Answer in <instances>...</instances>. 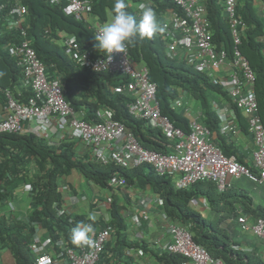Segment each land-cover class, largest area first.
Returning <instances> with one entry per match:
<instances>
[{
	"label": "trees",
	"instance_id": "trees-1",
	"mask_svg": "<svg viewBox=\"0 0 264 264\" xmlns=\"http://www.w3.org/2000/svg\"><path fill=\"white\" fill-rule=\"evenodd\" d=\"M129 1L134 4L148 2L150 5L147 7L153 8L156 15L161 17L167 9L174 8L171 3L162 0H125L126 10L135 17L133 10L128 7ZM201 2L210 21L212 43L216 49L224 50L229 60L237 49L255 74L253 91L264 129V20L256 12L255 0H237V17L245 24L238 45L233 43L221 4L217 0ZM21 3L27 9L22 27L27 33L30 46L44 65L48 80H59L64 97L72 109L80 117L84 115V120L88 122L100 121L95 118L96 110H109L113 120L122 123L125 130L135 136L140 146L149 151L170 153V142L159 129L151 128L145 121L129 115L126 108L130 102L129 95H116L110 90L111 86L122 81L119 76L92 73L69 59L63 48L57 45L61 40L59 34H62L74 36L82 48L97 50L94 47V32L88 25L67 15L64 2L52 5L46 0H21ZM0 6V71L5 73L0 77V93L5 101V93L10 91L17 100L25 102L32 91L23 86L22 70L8 54V49L20 40L19 30L9 28V13L13 5L10 0H0ZM112 6L113 0H93L92 18L101 23L108 22V18L112 17ZM136 18L139 19L140 16ZM127 50L131 61L143 63L147 67L149 80L156 86L155 99L161 114L167 116L175 127L187 133L190 121L184 112L185 105L175 110L170 105L179 99L184 104L188 101L196 103L203 115L201 123L212 135L217 134L223 146V154L231 157L232 151L227 138L220 134V119L213 105L217 100L228 103L235 113L239 129L244 133H248V118L231 102L226 90L213 85L207 74L196 72L184 59H171L167 56L162 33L151 40H136L127 46ZM76 143L73 140H63L50 144L33 133L0 134V264L2 253H9L14 264H35L36 254L31 246L41 228L47 232L50 240L40 246L55 260L60 252L57 242L64 239L68 245H72L71 230L77 223L83 221L94 224V221L82 216L58 213L63 206L60 187L63 184L69 187L65 178L73 171L88 184L102 189H112L108 186V181L113 174L125 178L127 186L137 183L142 187L148 186L161 200L167 221L187 227L193 241L202 246L211 257L226 264H264L257 251L240 249V244L234 241L230 230L221 225V220L214 222L191 207V201L201 196L214 209L220 203L229 206L228 215L237 217L240 204L246 203L248 199L247 191L234 193L226 189L218 192L210 181L198 182L187 189H177L171 176H158L150 165L144 164L132 169L113 164L102 165L92 158L89 151L84 155L78 153ZM237 162L243 164L241 160L237 159ZM251 171L256 173L254 169ZM19 190L28 193L27 214L16 211L13 205ZM112 199L110 225L112 229L114 227L113 237L117 238L126 231L123 226L125 219L120 214L122 208L120 209L114 197ZM105 250L106 247L97 264H111L113 253ZM165 253L161 258L157 256L159 261L183 264V257Z\"/></svg>",
	"mask_w": 264,
	"mask_h": 264
},
{
	"label": "built area",
	"instance_id": "built-area-1",
	"mask_svg": "<svg viewBox=\"0 0 264 264\" xmlns=\"http://www.w3.org/2000/svg\"><path fill=\"white\" fill-rule=\"evenodd\" d=\"M9 28L19 30V42L8 49L9 56L22 70L23 86L29 87L32 95L25 102H19L10 91H6L7 115L0 120V134H23V122H34L43 137H48L49 126H54L62 136L78 140L91 152L92 158L102 165L113 164L132 169L140 165H150L158 176H178L175 186L188 188L198 182L210 181L218 192H224L229 179L245 176L250 180L264 184V129L258 116L256 97L253 91L255 74L247 60L237 49L231 60L224 50L218 51L212 43L210 21L201 0H162L171 3L174 8L163 14L162 24L166 31L162 33L165 52L171 59L181 58L191 65L196 72L207 74L215 86L226 90L232 103L248 117V133L252 137L254 174L251 169L226 157L222 150L213 143L212 132L201 123L200 112L185 109L189 118V131L185 133L171 123L167 116L161 114L155 99L156 86L149 80L147 67L129 58L128 50L123 53L109 54L104 50L98 53L91 48H82L74 36L63 39L65 54L86 70L94 73L117 74L121 83L112 88L115 94H129L132 97L126 108L130 116L145 121L151 128L159 129L169 142L170 153L162 154L149 151L138 143L135 136L127 132L122 123L113 120L112 113L98 109L95 118L99 122H88L84 116L79 117L64 97V90L59 80L49 81L45 67L30 46L26 31L23 29L27 9L21 0H10ZM52 5L64 2L65 13L77 20L84 21L96 36L104 27L98 20H90L93 0H46ZM231 30L234 45L240 43L245 24L237 17V0H217ZM129 1L128 6L142 12L141 5ZM2 7L0 6V9ZM176 8V10H175ZM171 108H182L181 99L173 101ZM218 111L217 104L213 105ZM234 118V111H230ZM220 119V117H219ZM236 126L220 129V134H235ZM108 186L120 189L127 186L125 178L113 174ZM63 214L62 210L58 211ZM243 232L252 233L264 242V217H258L252 224L239 212L237 217ZM112 227L105 225L92 234L90 246L68 245L65 240L57 242L60 252L57 259L43 251L38 233L32 251L35 252V264H97L105 244L111 238ZM171 242L166 252L183 257V264H226L211 257L200 245L196 244L189 229L177 224L169 225ZM41 245V246H40Z\"/></svg>",
	"mask_w": 264,
	"mask_h": 264
},
{
	"label": "crops",
	"instance_id": "crops-1",
	"mask_svg": "<svg viewBox=\"0 0 264 264\" xmlns=\"http://www.w3.org/2000/svg\"><path fill=\"white\" fill-rule=\"evenodd\" d=\"M255 6L257 14L264 20V0L258 4L256 1ZM111 18V16L108 18V22L111 21ZM90 20L93 21L94 19L90 17ZM216 103L218 106L217 114L220 117V129L230 126L232 123L236 126L237 132L235 134L230 133L228 136H224L227 138L229 149L232 151L231 158L236 161L237 159L241 160L243 164L248 165L247 167L254 169L252 161L254 144L252 137L249 133H244V131L239 129V126L235 121V117L233 118L230 114V106L228 103H225L222 100H217ZM186 104L191 111L199 112L196 103L188 101ZM81 114H84V112ZM6 115V101L0 93V120L5 118ZM78 116L80 117L79 114ZM22 127L24 130L23 135L33 133L38 137L46 139L50 144H56L63 140H73L77 142L76 151H78V153L84 155L87 151H89L81 142L70 139L68 135L62 136V133L55 129L52 125L49 126V129H47V138L43 137L41 130L34 122H23ZM212 138L215 145H217L220 149L223 148L216 133H213ZM172 179L174 181L176 180V177L174 176ZM65 183L69 184V187L67 186L65 189L67 188L66 193L69 195L70 201L73 199L72 203L70 202V207H72V212H74L75 210H78L76 206L79 203L76 198V192L71 183L68 181H65ZM227 189L233 191L234 193H237L236 191H247L248 193L246 203L240 204V208L236 212L237 216L239 212H241L250 224H252L256 218L264 216V184L254 182L249 178L242 176L237 179H229ZM20 191L21 192L18 191L13 205H15L16 211L21 214H27L29 209L28 193H24L22 190ZM110 191L112 193V197L115 198L114 200H116L118 206H120V209L122 208L120 210L121 216L125 220V217H127L131 222L130 228L127 226L125 221L123 222V226L126 227V231H124L125 237H123L124 234L122 235V233V236L117 238L112 235L105 244V251L113 253L111 264H168L163 261L161 262L158 259V257L161 258L164 254H166V246L172 240L169 232V225H171V223H169L164 216L162 203L159 197L155 195L148 186L142 187L139 186L138 183L137 185H128L125 188L110 189ZM110 201L105 203V207L110 208L108 205V203H111ZM92 207L93 209H96L93 203ZM191 207L203 217H207L214 222L221 220V225L230 230L232 238L240 244L241 250L249 252L257 251L259 257L264 260V242L259 240L252 233L243 232L241 230L239 224L237 223L236 215H228L230 213L229 206L220 203L216 205V209H214L209 205L205 197L199 196L197 199L191 201ZM67 212L68 213L65 212L67 215L72 216L69 211ZM110 215L111 214H109V216ZM92 221H94V233L99 231L105 225L111 224V218L107 221H102V218ZM40 231H43V229H39L37 233L39 234ZM58 263L66 264L64 260H61ZM1 264H14V261L9 253L1 255Z\"/></svg>",
	"mask_w": 264,
	"mask_h": 264
},
{
	"label": "clouds",
	"instance_id": "clouds-1",
	"mask_svg": "<svg viewBox=\"0 0 264 264\" xmlns=\"http://www.w3.org/2000/svg\"><path fill=\"white\" fill-rule=\"evenodd\" d=\"M141 8L143 9L142 13L136 12L135 8L134 9L130 8L131 10H133V12L135 14H138L139 16L141 13L140 18L137 19L134 15L130 14L126 10L127 4H126L125 0H113L111 21L105 25L104 23H101L98 19H95V20H98L104 27H102L100 29L99 33L94 37V40H95L94 47L101 49V50H104L109 54L123 53L126 50L127 46L129 44L134 43L136 40H140V41L151 40L155 35H157L159 33H163L166 31V26L158 21L157 15H156L155 11L153 10V8L145 7L144 5H141ZM66 36H68V35L59 34V37L61 39L60 43L62 44L63 51H64L63 39ZM89 48H91V47H89ZM91 49H93V48H91ZM98 49L97 50L93 49V50H95V52L98 53L100 51ZM64 54H65V52H64ZM45 72H46V70H45ZM92 73H94V72H92ZM97 74H102V73H97ZM108 74H110V73H108ZM4 75H5V73L3 71H0V77H3ZM46 75H47V73H46ZM111 75H117V74H111ZM117 76H119V75H117ZM120 78L123 79L122 77H120ZM114 86L115 85L110 87L111 91H112V88ZM112 93H113V91H112ZM113 94H115V93H113ZM116 95H121V94H116ZM129 97H130V101H132L133 100L132 97L130 95H129ZM214 104H216V103H214ZM183 105H185V109L188 107L187 104H184V102H183ZM231 110L232 109L230 108V111ZM235 119H236V117H235ZM89 152H90V150H89ZM171 177H174V176H171ZM175 177L177 180L178 176H175ZM176 180H174V185H175ZM185 189H187V188H185ZM60 210H62V209H60ZM63 214H66V213L63 211ZM90 219H94V217L90 216ZM93 233H94L93 224L92 223H85V222L81 221V222L77 223L76 226L74 228H72V230H71V242L77 246H90L93 244V239H92ZM41 243H43V242L41 241ZM185 261L186 260L184 259V262Z\"/></svg>",
	"mask_w": 264,
	"mask_h": 264
},
{
	"label": "rangeland",
	"instance_id": "rangeland-1",
	"mask_svg": "<svg viewBox=\"0 0 264 264\" xmlns=\"http://www.w3.org/2000/svg\"><path fill=\"white\" fill-rule=\"evenodd\" d=\"M257 1V4L263 0H255ZM142 13V12H141ZM136 17H139L138 14H135ZM157 19L160 23L164 20L163 17L157 16ZM110 22V21H109ZM109 22L104 23L105 25ZM59 47H62V44L60 42L57 43ZM65 181H68L69 183L72 184L73 188L75 189L76 192V198L78 199L77 201L79 202L76 208L78 210H75L72 212V207H70V202L72 203L73 199L69 198V195L66 193L65 185L61 184L62 186L60 187V191L62 193V198L64 201L63 206L61 209L68 213L69 211L70 214H72L73 217L76 216H84L87 219H90L91 217H94L92 220H99V218H102V221H107L108 219L111 218L109 216L111 212V204H112V193L109 189L107 188H100L97 187L93 184H88L85 179H83L76 171H73L71 174H69L66 178ZM19 192H21L19 190ZM115 199V198H114ZM112 200V201H110ZM107 201H110L111 203H108L110 208L105 207V203ZM92 203L96 207V209H93ZM124 203V202H123ZM69 204V205H68ZM68 206V207H66ZM126 206V205H125ZM70 208V209H69ZM74 213V214H73ZM121 214V213H120ZM75 215V216H74ZM127 215V214H126ZM126 224L130 228L131 227V222L130 220L125 217ZM39 240L42 241L43 243H47L50 239L47 235V232L43 229V231H40L38 234ZM4 253H2L3 255Z\"/></svg>",
	"mask_w": 264,
	"mask_h": 264
}]
</instances>
